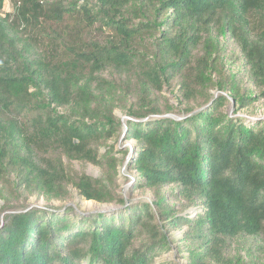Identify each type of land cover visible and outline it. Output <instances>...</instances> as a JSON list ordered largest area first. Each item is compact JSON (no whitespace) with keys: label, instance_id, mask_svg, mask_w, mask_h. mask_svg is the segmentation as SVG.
Here are the masks:
<instances>
[{"label":"trees","instance_id":"obj_1","mask_svg":"<svg viewBox=\"0 0 264 264\" xmlns=\"http://www.w3.org/2000/svg\"><path fill=\"white\" fill-rule=\"evenodd\" d=\"M229 42L264 96V0H15L0 19V199L15 201L14 188L66 201L72 184L87 201L124 209L12 214L0 227V264H156L171 243L166 228L184 224L189 264H264L227 253L240 238L264 240V121L223 112L229 100L238 109L256 101L222 66ZM173 85L186 117L151 119L174 110L155 97ZM126 100L128 170L152 204L127 205L114 189L122 163L108 142ZM65 160L104 177L74 174ZM171 187L200 206L194 220L168 207Z\"/></svg>","mask_w":264,"mask_h":264},{"label":"rangeland","instance_id":"obj_2","mask_svg":"<svg viewBox=\"0 0 264 264\" xmlns=\"http://www.w3.org/2000/svg\"><path fill=\"white\" fill-rule=\"evenodd\" d=\"M15 9V0H5V5L3 10L0 12V19H5L7 15H13ZM46 31H50L48 27L44 28ZM39 30V29H38ZM38 30L36 32H38ZM35 32V33H36ZM18 33L24 37L31 35L30 32H25L24 28H19ZM29 33V34H28ZM38 37L46 42L45 39H42V36L37 33ZM47 35V34H46ZM21 36H17L21 38ZM93 36L97 40H103L106 36L105 32L96 28L93 32ZM222 56V66H225L226 72L232 74L236 77L238 84L241 89L245 91L247 96H253L256 98V101L250 106L244 109H238L232 100H229L226 108L223 112L230 117H242L247 118L251 121H264V96H262V90L253 85V80L250 76V71L245 66V61L240 53V50L234 45V43H228L226 48L221 49ZM108 77V75H106ZM105 76V77H106ZM111 78V77H108ZM209 97L211 101L216 99L220 92L216 90L211 91ZM227 95V94H226ZM155 97L161 103L163 109L167 108V104H170L174 107V110L161 117H152L151 119L156 120L159 118H173L175 120H180L186 115L183 113V106L179 105V94L177 92L176 86L173 85L172 88H166L161 94H155ZM204 98H200L199 103H201ZM133 101H124L122 103L123 108L116 109L115 114L121 120L122 131L119 134L111 139L108 144L114 147V155L116 158L121 160V166L118 169V179L116 187H114L118 196L123 198L127 205H132L135 203H153L155 201L154 192L148 188L136 189L133 190L134 185L136 184L135 178L130 174L128 170V163L131 157L134 154L135 142L126 141V122L130 118L126 115V109L128 108ZM129 150L128 156L125 157L124 152ZM105 150L102 149V152ZM66 164L69 166V169L74 174H85L94 179H99L104 177V171L98 167L89 163L81 162H72ZM12 182L6 187V190L11 189ZM5 188L3 189L4 194H7ZM14 193H17L18 198L16 200H11L7 205L2 199H0V227L5 224L8 216L16 213L26 212L32 209L39 210H52L59 212H66V210L72 209L71 216L87 217L90 215H96L99 213L105 214H114L124 209V206L112 202L100 204L95 201H87L80 194L77 188L72 184L68 185V190L70 192V198L66 201L48 199L44 196H29L27 193L23 192L22 189H14ZM176 188L171 187L170 189L165 188L162 190V195L166 197V204L168 207L172 208L175 211L177 216H183L185 218H193L200 213L199 205H189L181 201L176 197L177 193ZM175 193V194H174ZM156 220L160 222L162 226L160 215L158 211H155ZM170 240L168 251L159 255L155 262L156 264H189L188 260V247H190L189 240L186 239L188 232V227L186 224L182 225L180 228L174 230L170 226L166 228ZM138 241L136 245L140 243ZM228 256H240L245 262L259 261L264 258V240L261 237L256 238H240L236 241H233L229 244L228 247Z\"/></svg>","mask_w":264,"mask_h":264},{"label":"water","instance_id":"obj_3","mask_svg":"<svg viewBox=\"0 0 264 264\" xmlns=\"http://www.w3.org/2000/svg\"><path fill=\"white\" fill-rule=\"evenodd\" d=\"M103 213V212H102Z\"/></svg>","mask_w":264,"mask_h":264}]
</instances>
